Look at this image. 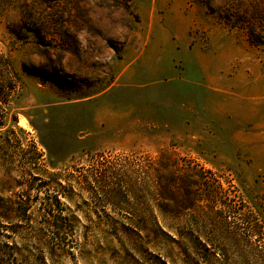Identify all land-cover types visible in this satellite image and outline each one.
I'll return each mask as SVG.
<instances>
[{"label": "rangeland", "instance_id": "374dc122", "mask_svg": "<svg viewBox=\"0 0 264 264\" xmlns=\"http://www.w3.org/2000/svg\"><path fill=\"white\" fill-rule=\"evenodd\" d=\"M0 57L18 264H264V0H0Z\"/></svg>", "mask_w": 264, "mask_h": 264}, {"label": "trees", "instance_id": "16d2710c", "mask_svg": "<svg viewBox=\"0 0 264 264\" xmlns=\"http://www.w3.org/2000/svg\"><path fill=\"white\" fill-rule=\"evenodd\" d=\"M23 70L26 71L24 68ZM18 85V75L13 70L9 60L0 57V264H18L19 256L17 252H14V247L4 239L17 235V228L22 223H26L29 218L28 191L30 189L38 191L40 188L45 187L47 185L46 180L52 176L47 174L45 170H33L32 166L29 165L26 169L29 172L28 184L25 185L23 177L19 176L20 181L14 179L10 170L12 159L9 158L7 152L12 150L23 152L21 140L15 129L9 125V120L16 123L17 118L12 116L10 119L6 109ZM38 156L39 154H37V161L40 160V156ZM164 167H168V164ZM32 171L33 173H31ZM22 174L25 176V171ZM43 178L44 180H42ZM96 184H103V182L97 181ZM4 193L9 194V196L4 197ZM162 193L168 196L166 190ZM59 197L66 200L70 199L59 189L53 195L54 203L49 202L48 196L43 197L42 201H45L40 202L42 207L40 219L43 222V228H40L39 231L46 230L50 232L51 237L57 241L62 240L63 233L66 232V224L58 211L60 206ZM3 231H8L9 234H4ZM56 249L58 248H48L49 255H53Z\"/></svg>", "mask_w": 264, "mask_h": 264}]
</instances>
